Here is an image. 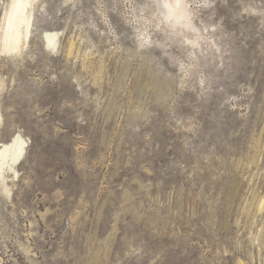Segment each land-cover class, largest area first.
<instances>
[{"label": "rangeland", "instance_id": "374dc122", "mask_svg": "<svg viewBox=\"0 0 264 264\" xmlns=\"http://www.w3.org/2000/svg\"><path fill=\"white\" fill-rule=\"evenodd\" d=\"M13 1L0 264H264V0H37L9 54Z\"/></svg>", "mask_w": 264, "mask_h": 264}, {"label": "bare ground", "instance_id": "6f19581e", "mask_svg": "<svg viewBox=\"0 0 264 264\" xmlns=\"http://www.w3.org/2000/svg\"><path fill=\"white\" fill-rule=\"evenodd\" d=\"M37 0H14L10 12L1 24V40L3 51L11 54L25 47V43L31 35L33 21L32 6ZM167 4L168 17L174 16L178 21L186 18V9L178 0H172ZM61 33L45 30L41 33V41L44 46L52 51H58L59 37ZM71 50V49H70ZM2 115L0 114V124ZM27 140L21 133L14 134L10 140L0 142V185L6 195H11V183L20 179V167L27 154ZM262 203V202H261Z\"/></svg>", "mask_w": 264, "mask_h": 264}]
</instances>
